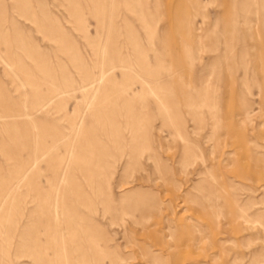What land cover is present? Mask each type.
<instances>
[{"label":"rangeland","instance_id":"1","mask_svg":"<svg viewBox=\"0 0 264 264\" xmlns=\"http://www.w3.org/2000/svg\"><path fill=\"white\" fill-rule=\"evenodd\" d=\"M0 264H264V0H0Z\"/></svg>","mask_w":264,"mask_h":264}]
</instances>
